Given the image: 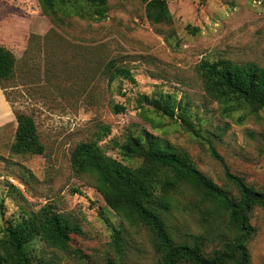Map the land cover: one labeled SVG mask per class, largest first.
<instances>
[{"label":"rangeland","instance_id":"obj_1","mask_svg":"<svg viewBox=\"0 0 264 264\" xmlns=\"http://www.w3.org/2000/svg\"><path fill=\"white\" fill-rule=\"evenodd\" d=\"M167 3L171 24L151 23L144 0H108L101 20L60 13L64 22L56 25L38 0H0V229L32 213H64L80 229L72 232L67 252L36 241L34 264H159L149 230L129 226L93 176L73 171L72 151L83 141L99 138L108 155L137 166L141 160L125 159L118 143L149 135L187 155L234 197L238 191L226 168L264 189V108L213 99L199 69L203 60L221 58L264 66V0ZM111 60L128 67L136 82L121 76L110 82L102 72ZM116 104L125 110L115 112ZM16 112L34 118L44 153L12 152ZM103 126L110 129L105 135ZM175 198L163 215L175 241L204 235L209 222L197 205L201 197L181 185ZM251 223V264H264V208L253 210ZM207 236L204 251L210 255L222 240Z\"/></svg>","mask_w":264,"mask_h":264},{"label":"trees","instance_id":"obj_2","mask_svg":"<svg viewBox=\"0 0 264 264\" xmlns=\"http://www.w3.org/2000/svg\"><path fill=\"white\" fill-rule=\"evenodd\" d=\"M38 1L44 15L56 25L64 22L60 13L95 20L107 16L108 0ZM144 1L146 16L151 23L171 24L172 14L167 0ZM3 53L0 49V58H3ZM2 63L0 61V65ZM199 69L204 89L213 99L223 103L236 100L256 110L264 108V66L252 61L239 63L221 58L203 60ZM102 73L110 82L120 76L136 82L131 70L116 65L114 60L106 63ZM124 110L121 104L114 106L117 113ZM16 119L18 125L12 152L44 153L45 146L34 118L24 112H16ZM101 129L103 135L110 130L108 126ZM99 140L76 145L71 156L72 169L75 173L93 176L96 189L129 226L140 224L149 230L160 254L159 264H251L249 243L256 234L251 214L256 207L264 208V189H256L226 168V179L238 191V196L234 197L198 169L187 155L149 135L132 134L124 143H118L125 159L137 157L141 160L137 166L108 155ZM213 155L223 161L216 150H213ZM181 185L190 187L201 197L197 205L209 225L204 235L175 241L163 215L174 207L175 191ZM79 230L77 223L64 213L45 217L36 213L25 215L0 229V264H34L32 250L36 241L67 252L71 248L72 232ZM120 233L114 239L117 248L122 239ZM213 233L222 240L221 247L207 255L204 240ZM74 252L81 258L85 257L78 248ZM105 264L117 263L109 260Z\"/></svg>","mask_w":264,"mask_h":264},{"label":"crops","instance_id":"obj_3","mask_svg":"<svg viewBox=\"0 0 264 264\" xmlns=\"http://www.w3.org/2000/svg\"><path fill=\"white\" fill-rule=\"evenodd\" d=\"M4 104H5L4 93H3V91L0 88V124H2V122H3L1 113H2V110H3Z\"/></svg>","mask_w":264,"mask_h":264}]
</instances>
